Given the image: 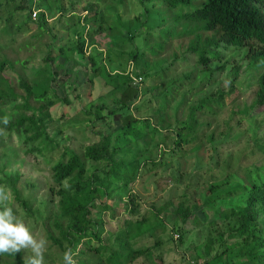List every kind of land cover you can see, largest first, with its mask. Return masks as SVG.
Returning <instances> with one entry per match:
<instances>
[{
    "label": "rangeland",
    "instance_id": "374dc122",
    "mask_svg": "<svg viewBox=\"0 0 264 264\" xmlns=\"http://www.w3.org/2000/svg\"><path fill=\"white\" fill-rule=\"evenodd\" d=\"M74 1L77 3L75 5L77 14L83 17L86 15L87 5L97 4L99 11L104 12L106 25L112 24L117 19L122 23H130L143 14L141 0H44V2L41 0L33 6L29 22L28 15L31 11L23 8L24 2L29 3V0H0V60L9 62V66L0 78L9 82L10 87V90H7L9 101L5 106L0 107V129L3 130L0 133V185L11 190L13 197L11 203L15 211L33 232L49 241L47 264H61V254L68 248V243L62 239L61 230L56 226V222L63 224L64 218L59 208L60 199L52 192L53 165L63 157L66 150H72L84 159L86 148L100 142L98 131L108 132L122 125L121 121L114 117L116 113L110 114L111 110L122 114L117 110L121 106L117 102L121 93L117 92L105 102L108 107L103 111L106 117L104 124H96L93 131H90L89 127L95 117L86 111L91 104L98 103L99 97L107 93L109 88L100 77L92 82L89 80L92 75L89 58H95L97 63L106 64L109 68L115 67L118 72L131 73L133 70L128 57L118 58L112 55L113 63L110 65L109 57L105 53L106 45L99 48H90L87 45L84 53L75 50L73 59L67 61L66 66L56 68L59 72L55 84L58 98H65L67 102L57 101L55 106L45 112L46 136L35 142H28L26 139L30 134L24 132L28 122L21 128L20 133L11 128V124L17 118L33 116L41 105V102L36 100V95L28 97L25 89L20 86V80L25 79L35 92L36 70L46 68L41 59L52 49L55 50L53 54L56 55L59 48H64L66 54L71 56L70 49L77 45L85 25L83 21V24L76 25L70 30L58 26L54 29V33L60 35L55 46L48 36L36 43V22L39 13L44 11L51 25L61 17L59 16L61 12L64 13L63 20L67 21L68 16L65 14L70 15L71 3ZM145 30L146 27L142 31ZM86 31L87 29L84 33ZM206 36L205 33L203 38ZM191 38L176 42L171 52L180 53L183 57ZM249 53L248 48H224L222 58L211 62L207 67L198 65L194 55L187 56L186 59H189L184 63L186 66L168 81L163 82L159 77L147 75L142 79L138 78L135 83L142 94L140 101L151 99L152 102L144 104L139 111L133 110V115L142 119H146L151 114L156 117L152 119L148 131L144 130L146 127L144 122L139 121L133 125L132 130L137 133L138 138L130 140V148L135 151L148 148L151 150V155L147 153L139 160L147 164L144 165L143 172H139L125 190V198L128 199L127 194L130 195L129 203L133 199L140 206L141 213L153 209L154 205L160 207L172 202L171 209L163 214V219L171 228L170 232L176 243L180 242L182 223L176 219L173 210L180 203L186 204L187 207L201 205L209 196L231 190L238 184L240 186L251 184L264 173V114L249 118L245 114L246 108H250L255 100L258 80L262 72L261 66L251 61ZM63 58L65 57H60L57 62L62 61ZM187 73L193 75L190 80L191 85L187 88L193 92L183 98L184 95L180 96L179 88L175 84L179 86V79L187 80ZM61 79L64 80V84H59ZM48 96L52 100L56 99L52 92H49ZM166 96L168 98L175 96L177 100L170 101ZM165 98L168 103L171 102V105L163 111L165 120L163 124V119L154 110L157 109L156 103L163 104ZM204 98H210L211 103L205 104L204 108L196 112L200 122L196 125L195 132L202 125L209 123L203 128L206 135L214 134L213 140L209 141L207 136L200 133V138L205 142L200 149L194 150L188 145L184 147L185 153L180 149L182 158L176 161H172L169 156L166 158L163 153L170 154L168 152H172L174 148L176 133L173 130L178 124L176 120L185 122L179 125V133L186 132L188 129L180 128L192 123L191 119L187 120L191 108L199 106ZM27 100L30 108L25 105ZM4 119L8 121L6 125L2 122ZM144 131L156 133L154 139H150L147 134L140 137ZM194 134L191 133L192 136ZM136 139L138 143L135 142ZM124 150L132 154L130 159L135 161L136 154L127 147ZM160 150L161 154H159ZM123 153L116 156V159L128 156L126 153L122 155ZM153 162L159 163V166L150 169L154 166L151 165ZM86 163L90 168L89 174L104 167L103 164L92 161ZM241 180L244 181L242 185L239 183ZM222 181V186H216L210 193L208 192L211 186ZM116 188L115 185L113 190ZM119 190L120 188L113 191L107 198L96 196L94 201L96 206L92 210V219L96 221V225L93 228L104 232L117 230L126 215L124 211L126 201L118 197ZM242 193L243 191H237L225 202L236 204L239 201L238 196ZM119 199L124 203L120 204ZM104 207H109L110 210H105ZM236 225H238L237 219L230 217L224 224L215 222L200 227L183 237V243L176 245L174 251L179 255H188L189 247L204 245L209 239L217 241L221 233H227L229 228ZM55 240H61L63 246L61 247ZM83 247V243H79L75 253L78 254ZM242 255L236 251L230 254L228 261L233 258V264H243L245 261L242 260ZM78 257L76 256V259ZM24 258L25 253L22 252V260ZM0 264L21 263L17 258L2 256Z\"/></svg>",
    "mask_w": 264,
    "mask_h": 264
},
{
    "label": "trees",
    "instance_id": "16d2710c",
    "mask_svg": "<svg viewBox=\"0 0 264 264\" xmlns=\"http://www.w3.org/2000/svg\"><path fill=\"white\" fill-rule=\"evenodd\" d=\"M40 1L24 2L23 8L31 11L28 15L29 22L33 6ZM76 4L75 1L72 2V12L70 15L65 14L68 16L67 21L63 20L64 13L61 12L59 15L61 17L52 25L47 21L45 12L40 11L36 22V43L48 36L55 46L60 35L54 33V29L58 26L70 30L76 25L83 24V21L85 25L77 45L70 49L71 56L66 54L64 48H59V52L54 55L55 50L51 47L50 53L41 59L46 68L36 70L35 92L25 79L20 80V86L25 89L28 97L36 95V100L41 102V105L33 116L17 118L11 124V128L20 133L21 128L28 122L24 131L30 134L26 139L28 142H35L46 136L45 112L55 106L57 101L67 102L65 98H58L55 84L59 72L56 68L66 66V62L73 59L75 50L84 53L87 45L90 48L106 45L105 53L109 57L110 65L113 63L112 55L130 59L133 65L131 73L118 72L115 67L109 68L106 64L97 63L95 58H89L92 67L89 80L92 82L100 77L109 88L107 93L99 97L98 103L91 104L86 111L95 117L89 127L90 131H93L96 124H104L106 117L103 111L108 107L105 102L117 92L121 93L117 100L121 106L117 110L122 114L115 110H111L110 114L116 113L114 117L120 120L122 125L108 132L98 131L101 140L86 148L84 159L76 152L66 150L63 157L52 167L54 183L52 192L60 199L59 208L64 218V223L56 222V226L61 230L62 239L68 243V248H72L74 252L78 244L83 243V249L76 255L79 256L78 264H233V258L229 261L228 259L230 254L236 251L243 254L242 260L245 261L243 264H264V173L251 184L243 186L238 184L239 187L235 186L231 190H225L226 192L209 196L201 205L187 207L186 204L180 203L173 210L176 219L182 223L178 243L174 242L171 228L163 219V214L171 209L172 202L160 207L154 205L153 209L141 213L140 206L133 199L129 203L130 195L127 194L128 199L125 198V190L132 184L137 174L143 172L144 165L147 164L139 160L147 153L151 155L148 148L138 151L130 148V140L138 138L137 133L132 130L133 125L139 121L144 122L146 126L144 130L148 131L152 119L156 117L151 114L142 119L132 113L133 110H141L147 102H152L151 99L140 101L142 94L135 85L138 78L142 79L148 75L159 77L166 82L186 66L184 63L189 59H186L187 56L194 55L198 65L207 67L211 62L222 58L224 48H248L251 61L261 66L262 72L255 100L250 108H246L245 114L247 118L264 114V0H141L143 14L130 23H122L117 19L110 25L104 22V12L99 11L97 4L87 5L84 17L77 14ZM145 27L147 30L142 31ZM105 29L107 31H104ZM205 33L207 36L203 38ZM188 37L192 38L183 57L180 53L171 52L176 42ZM62 56L65 58L57 62ZM178 63L180 65H177ZM8 66V61L0 60V75ZM192 76V73H187V80L179 79V86L175 84L179 88L180 96L184 95L183 98L193 92L187 89L191 85ZM59 84H64V80L61 79ZM7 90H10L9 82L0 78V107L9 101ZM49 92L56 96L55 100L48 96ZM166 98L170 101L177 100L175 96ZM166 98L163 104L156 103L157 109L154 110L163 119V124L165 123L163 111L171 105ZM207 103H211L210 98H204L199 106L191 108L187 120L191 119L192 123L180 128L188 129L186 132L179 133V125L185 122L176 120L178 124L173 130L176 133L174 148L172 152H168L170 154L162 152L165 157L169 156L172 161L182 158L180 149L185 153L184 147L188 145L194 150L200 149L205 143L203 138H200V133L207 136L209 141L213 140L214 134L206 135L203 128L209 123L202 125L195 132L196 125L200 122L196 112ZM25 105L27 108L30 106L28 100ZM157 118L159 120L158 116ZM156 128L157 126L154 127ZM188 131H193L191 133H195L194 136ZM146 134L153 140L156 133L144 131L140 137ZM125 147L136 154L135 161H131L132 154L126 152ZM123 152L128 156L116 159V156ZM85 161L103 164L104 167L89 174L90 168ZM151 165H154L150 167L153 169L158 167L159 163L153 162ZM239 183L242 185L244 181L241 180ZM115 185L117 188L113 190ZM222 185L223 181L214 184L208 192ZM118 188H120L118 197L126 201L124 204L126 215L121 224L116 231L104 232L93 228L96 225V221L92 219L96 196L107 198ZM237 191H243L238 196L239 201L236 204L226 203L225 201ZM16 196L19 198L18 192ZM121 200L118 202L124 203ZM222 201L224 203H220ZM104 209L110 210L109 207ZM230 217L237 219L238 225L229 228L227 233H221L217 241L209 239L204 245L189 247L188 255L175 253L176 245L183 243V237L192 231L215 222L224 224ZM55 241L62 245L61 240ZM3 257L17 258L24 264L22 252Z\"/></svg>",
    "mask_w": 264,
    "mask_h": 264
},
{
    "label": "clouds",
    "instance_id": "9594fccd",
    "mask_svg": "<svg viewBox=\"0 0 264 264\" xmlns=\"http://www.w3.org/2000/svg\"><path fill=\"white\" fill-rule=\"evenodd\" d=\"M2 122L8 123L7 119ZM12 199L11 190L0 185V257L24 252V264H47L49 241L33 232L15 211ZM76 255L72 248H66L61 254V264H78Z\"/></svg>",
    "mask_w": 264,
    "mask_h": 264
}]
</instances>
